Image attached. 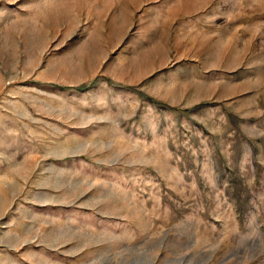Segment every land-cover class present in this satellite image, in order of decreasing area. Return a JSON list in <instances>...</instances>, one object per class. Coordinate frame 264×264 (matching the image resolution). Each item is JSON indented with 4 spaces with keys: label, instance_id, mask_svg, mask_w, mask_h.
I'll return each instance as SVG.
<instances>
[{
    "label": "rangeland",
    "instance_id": "obj_1",
    "mask_svg": "<svg viewBox=\"0 0 264 264\" xmlns=\"http://www.w3.org/2000/svg\"><path fill=\"white\" fill-rule=\"evenodd\" d=\"M0 264H264V0H0Z\"/></svg>",
    "mask_w": 264,
    "mask_h": 264
}]
</instances>
